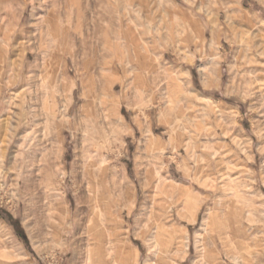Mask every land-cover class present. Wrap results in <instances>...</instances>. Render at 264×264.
<instances>
[{"label":"rangeland","instance_id":"1","mask_svg":"<svg viewBox=\"0 0 264 264\" xmlns=\"http://www.w3.org/2000/svg\"><path fill=\"white\" fill-rule=\"evenodd\" d=\"M0 264H264V0H0Z\"/></svg>","mask_w":264,"mask_h":264},{"label":"trees","instance_id":"2","mask_svg":"<svg viewBox=\"0 0 264 264\" xmlns=\"http://www.w3.org/2000/svg\"><path fill=\"white\" fill-rule=\"evenodd\" d=\"M19 231V230H18ZM20 235V234H19Z\"/></svg>","mask_w":264,"mask_h":264}]
</instances>
